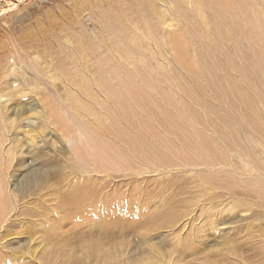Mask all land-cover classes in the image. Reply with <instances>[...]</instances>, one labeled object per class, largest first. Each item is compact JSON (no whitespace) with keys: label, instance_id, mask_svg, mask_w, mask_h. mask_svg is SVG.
<instances>
[{"label":"rangeland","instance_id":"rangeland-1","mask_svg":"<svg viewBox=\"0 0 264 264\" xmlns=\"http://www.w3.org/2000/svg\"><path fill=\"white\" fill-rule=\"evenodd\" d=\"M115 6V0H0V194L5 200L0 209V264H153L151 247L162 256V264H264V200L255 194L258 185L242 187L253 174L264 176V61L255 77L244 59L250 55L248 46L241 45L239 54L230 42L225 49L242 73L238 78L249 98L239 102L229 96L224 111L209 113L201 110L200 97L193 103L184 99L192 110L206 115L209 127L201 128L203 135L218 138L215 133L221 130L224 163L207 167L203 157L178 147L169 126L155 121L160 116L156 109H138L144 121L153 120L151 131L143 134L156 155L141 148L131 168L118 167L122 161L113 164L108 157L107 164L99 165L93 157L98 137L89 136L94 147L89 146L79 131L70 91L65 95L67 81L57 78V72L54 80L47 78V70L63 65L73 73L76 68L64 53L75 55L80 49L93 68L98 55L90 50L109 40L105 19ZM160 8L164 24L153 17L148 20L159 26L153 36L163 43L159 56L165 71L157 69L158 47L150 41V67L144 72L167 94L174 84L188 89L205 84L185 74L188 68L179 62L181 54L174 47L185 48L186 58L194 62L191 56L198 46L174 7L167 3ZM218 60L216 53L213 62ZM174 75L179 77L176 81ZM88 82L96 101L112 110L104 87ZM150 90L141 88L153 102L163 100ZM171 94L181 101L178 89ZM73 97L87 105V95L78 92ZM254 97L259 98L256 106ZM165 111L172 113L171 107ZM182 118L176 134L196 127L184 111ZM85 120L92 132L97 124ZM229 132L246 134L242 140L248 152L231 145L236 141ZM104 136L111 142L112 137ZM84 190L87 194L76 201L75 195ZM91 241L98 244L96 253L88 249Z\"/></svg>","mask_w":264,"mask_h":264},{"label":"bare ground","instance_id":"bare-ground-1","mask_svg":"<svg viewBox=\"0 0 264 264\" xmlns=\"http://www.w3.org/2000/svg\"><path fill=\"white\" fill-rule=\"evenodd\" d=\"M115 3L113 15L105 19L109 29V40L105 41L104 39L102 43L90 50V54L98 55L95 63L91 61L94 63V65L91 64L93 68L87 65L89 55L80 49L75 55L64 53V58L69 59L70 65L76 68L73 73L68 72L63 65L56 70H47V78L54 80L56 77H60L59 79L67 81L68 91L65 95L68 96L70 91L68 97H71L74 102L71 105L74 108L72 110L76 113L75 117L80 120H78L79 131L88 139L89 146L94 147L89 136L98 137L97 147H94L95 156L93 157L97 158L99 165L107 164L108 157L113 164L122 161L118 167L131 168L135 165L133 157L141 154V148L146 149L149 155H156V150L146 144L143 134L144 131H151L150 125H152L153 120L144 121L136 112L138 109L145 112L156 109L160 116H155V121L170 127L172 133L178 138L180 149L182 148L195 157H203L204 161L202 160V162L207 167L227 161L226 154L219 145L222 136L221 130L219 129L215 133L218 138L215 136L212 138L213 140L206 134L203 135L201 128L209 127L204 118L206 115L197 110H192L184 102V99L193 103L194 100L199 102L200 97L199 106L201 110L209 113L224 111L226 98L229 96L235 97L239 102L249 98L248 88L238 78L242 73L225 47H228L231 42L232 49L240 54L243 52L240 46L247 45L250 55L248 58L245 55L244 59L254 69L253 74L257 77V73L260 72L261 60L264 61V0H115ZM167 3L174 7L175 15L183 22V26L191 36L192 43L198 46L191 56L194 62H191L185 56V48L175 45V49L178 48L181 54L178 60L184 64V68H188L184 69V72L189 78L199 77L205 80V84H194L189 89L184 85L174 84L169 87L172 88L169 94L165 93L158 83L155 84L153 75H147L144 72L148 71L146 68L150 67V52L152 50L150 41L158 47L154 58L156 62H159L157 69L165 71V67L160 64L159 56L163 43L157 36H153V32L159 30L158 24H164L165 15H163L160 5ZM190 7L191 9H189ZM63 12L62 10V15ZM161 14L162 17L160 18ZM150 17L157 19L158 24H151L148 20ZM176 37L177 34H174L173 38ZM101 50H104L105 54H100ZM216 53L219 54L218 64L216 61L213 62ZM88 59L90 60V58ZM104 67H108V70H104ZM54 73L58 76L55 77ZM88 74L93 79H90ZM234 74L237 75V79ZM137 77L139 80H136ZM177 78H179L177 75L172 76V81H176ZM91 80H95L94 84L98 88L104 87L105 97L112 104V110L103 103L97 102L95 96L91 95L89 90L92 88L88 82ZM224 80L227 81L226 84H223ZM141 88L151 89L150 93L159 94L163 100L153 102L148 95L144 96ZM175 89L181 93V101H176V97L171 94ZM71 92H73L72 95ZM78 92L87 95V105H93L87 107V105L77 102L73 95ZM258 101L259 98L254 97L253 105L256 106ZM211 104H215L214 107ZM165 107H171L172 113L168 114ZM99 108H103L104 112L101 113ZM183 111L191 117V121L196 127L193 131H182V133L177 132L176 134L177 128L183 123ZM82 119H87L86 122L95 121L94 124L97 126H92L93 131L89 132ZM248 120L251 122L250 117ZM255 120L256 117L252 115V121L255 122ZM107 121L110 125L106 124ZM103 133L110 138L112 137L111 142L108 141V137L107 141L104 140ZM156 135L160 136L157 133ZM157 136L154 135L155 141H159ZM228 136L236 141L231 145L248 152V148L243 147L246 144L242 140L244 136L241 133L229 132ZM230 142L231 140H229ZM78 157L84 161L82 154ZM142 159V162L146 161V158ZM160 161L162 164H166L161 158ZM183 163L194 166L199 164L188 160H184ZM252 176L245 179L242 187L246 190L248 185H258L255 194L260 195L261 199L264 200V176ZM243 192L249 193V191ZM86 194L87 192L84 190L77 196L75 195L76 201ZM4 204L5 200L0 194V209ZM92 217L94 218V216ZM99 223L104 224L100 221ZM106 227L103 228L106 229ZM88 249L92 253H96L98 251L97 242L91 241ZM151 251V258L155 259L153 264H158L157 262L162 264L163 260L159 252L153 247H151ZM105 262L104 264H106Z\"/></svg>","mask_w":264,"mask_h":264}]
</instances>
